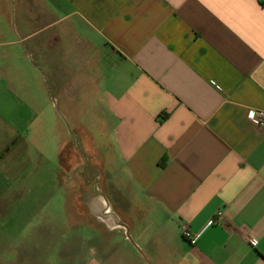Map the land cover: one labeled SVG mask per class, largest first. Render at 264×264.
I'll list each match as a JSON object with an SVG mask.
<instances>
[{
	"label": "crops",
	"instance_id": "1",
	"mask_svg": "<svg viewBox=\"0 0 264 264\" xmlns=\"http://www.w3.org/2000/svg\"><path fill=\"white\" fill-rule=\"evenodd\" d=\"M28 7V29L0 34V264H53L54 248L56 264H127L116 252L70 258L54 245L52 214L9 207L46 163V88L63 86L80 87L85 103L94 89L93 120L102 135L107 125L109 164L125 179L109 183L115 202L99 193L81 213L147 239L156 264H264V128L247 117L264 111V0ZM219 211L195 245L183 239L182 226L198 233Z\"/></svg>",
	"mask_w": 264,
	"mask_h": 264
},
{
	"label": "rangeland",
	"instance_id": "2",
	"mask_svg": "<svg viewBox=\"0 0 264 264\" xmlns=\"http://www.w3.org/2000/svg\"><path fill=\"white\" fill-rule=\"evenodd\" d=\"M28 11V0H0V34L4 33L7 38L12 35L17 38L16 28L20 26L19 22L28 29ZM57 25V29H61L62 23ZM52 59L56 65L61 57L53 56ZM41 62L44 67L43 59ZM87 93L89 103L80 98V87L46 88L45 121L48 132L44 134L42 130L38 133L37 144L38 149L45 147L47 160L43 166L31 171L26 182L18 186V198L12 201L9 207L19 211H41L42 215L43 211L52 214L51 233L56 241L54 245L60 241L66 245V248L60 250L68 253L70 258L80 254L90 258L99 251L107 255L109 252L111 255L116 252L120 259H126L127 264H156L153 261L155 255L147 239L142 244L135 235L130 236L131 241L127 240L121 230L120 233H108L104 231L107 228L103 222L80 212V209L87 212L88 208L97 207L93 204V198L99 199V193L110 202H115L109 183L116 184L117 180L125 182L120 167L109 164L111 162L107 125L102 135L93 120L94 109L97 107L93 103L94 89H87ZM39 122L41 123L40 119ZM91 139L100 153L107 158L108 162L102 167L92 163L91 155L95 145ZM37 161L39 162V159ZM117 203L115 208L119 210L121 201ZM40 217L43 218L38 216L37 220ZM28 223L24 221L22 224L27 226ZM91 224L100 226L102 234L97 229L95 231ZM135 245L138 250L143 249L145 256ZM58 250L54 248V254H48L53 264H56L57 258H62L56 252Z\"/></svg>",
	"mask_w": 264,
	"mask_h": 264
},
{
	"label": "built area",
	"instance_id": "3",
	"mask_svg": "<svg viewBox=\"0 0 264 264\" xmlns=\"http://www.w3.org/2000/svg\"><path fill=\"white\" fill-rule=\"evenodd\" d=\"M247 117L250 121L255 122L258 124L259 127L264 128V111L261 110H250L248 111ZM222 219V214L220 211L216 214L215 218L210 219L205 227L198 232V233H192L190 232L186 226L181 227V234L184 240H186L191 246L195 245L198 239L201 237V235L204 233L206 229H208L211 226L220 224V221Z\"/></svg>",
	"mask_w": 264,
	"mask_h": 264
},
{
	"label": "water",
	"instance_id": "4",
	"mask_svg": "<svg viewBox=\"0 0 264 264\" xmlns=\"http://www.w3.org/2000/svg\"><path fill=\"white\" fill-rule=\"evenodd\" d=\"M124 229H125V235H126V239L127 240H129V241H131V239H130V235H129V233H128V231H127V228H126V226L125 225H121ZM134 245V244H133ZM135 247L137 248V250L139 249L138 247H137V245H135ZM139 252H140V250H138ZM141 253V252H140Z\"/></svg>",
	"mask_w": 264,
	"mask_h": 264
},
{
	"label": "bare ground",
	"instance_id": "5",
	"mask_svg": "<svg viewBox=\"0 0 264 264\" xmlns=\"http://www.w3.org/2000/svg\"><path fill=\"white\" fill-rule=\"evenodd\" d=\"M100 204H101V202H100ZM102 205V204H101ZM110 224H112L111 222H110Z\"/></svg>",
	"mask_w": 264,
	"mask_h": 264
}]
</instances>
